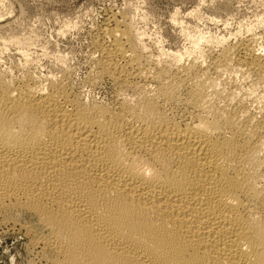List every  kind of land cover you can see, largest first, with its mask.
Here are the masks:
<instances>
[{"label":"bare ground","instance_id":"1","mask_svg":"<svg viewBox=\"0 0 264 264\" xmlns=\"http://www.w3.org/2000/svg\"><path fill=\"white\" fill-rule=\"evenodd\" d=\"M112 20L93 42L97 76L119 88L107 104L63 77L0 74V214L30 220L45 264H264V113L194 60L152 61ZM255 40L219 52L214 73L264 76Z\"/></svg>","mask_w":264,"mask_h":264},{"label":"rangeland","instance_id":"2","mask_svg":"<svg viewBox=\"0 0 264 264\" xmlns=\"http://www.w3.org/2000/svg\"><path fill=\"white\" fill-rule=\"evenodd\" d=\"M111 20L127 28L152 61L194 60L220 93L234 92V102L243 101L257 117L264 113L263 75L234 67L214 73L222 51L254 38L258 50L264 45V0H0V74L11 82L29 76L37 84L64 78L82 102L107 104L119 88L97 76L93 42ZM13 215L8 221L0 214V264H45L19 226L30 220Z\"/></svg>","mask_w":264,"mask_h":264}]
</instances>
